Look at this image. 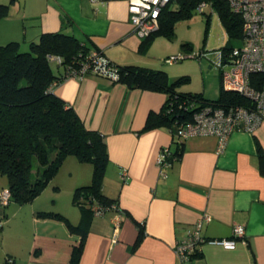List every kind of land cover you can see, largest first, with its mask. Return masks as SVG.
Here are the masks:
<instances>
[{"label":"crops","instance_id":"1","mask_svg":"<svg viewBox=\"0 0 264 264\" xmlns=\"http://www.w3.org/2000/svg\"><path fill=\"white\" fill-rule=\"evenodd\" d=\"M128 2L0 0L9 5L0 20V44L19 42L25 50L42 34L63 33L120 66L166 70L145 53L156 42L145 44L134 33ZM56 71L64 74L65 68L57 65ZM54 94L73 108L87 129L104 136L109 162L103 193L120 211L91 215L84 238L64 221L39 215L54 211L73 225L82 222L74 193L91 183L93 166L67 156L59 169L69 171L67 180L54 182L63 191L53 193L55 207L40 202L41 195L31 204L5 210L0 264H72L80 244L75 264H180L175 248L198 223L206 242L185 264H264V124L254 132H234L224 148L215 136L187 138L179 156L161 168V151L176 150L172 129L144 127L151 112L163 109L165 93L88 75L64 78ZM116 216L118 231L112 224ZM235 226H243L245 236L237 238L234 250L209 242L232 238Z\"/></svg>","mask_w":264,"mask_h":264},{"label":"trees","instance_id":"2","mask_svg":"<svg viewBox=\"0 0 264 264\" xmlns=\"http://www.w3.org/2000/svg\"><path fill=\"white\" fill-rule=\"evenodd\" d=\"M204 1L211 2L213 9L221 13L231 39H240L242 19L231 11L227 0H177L178 8L165 9L160 29L143 43L149 44L157 36L173 38L175 23L196 12ZM8 9L9 5L0 3V20L7 15ZM92 51L76 37L63 33L42 34L25 50L19 42L0 44V176L8 179L10 203L24 205L34 201L55 178L64 159L75 156L80 162L93 166L91 183L77 188L74 193L73 201L82 211V222L73 225L54 211L39 215L64 221L71 231L80 233L83 238L87 218L93 216L91 204L94 200L107 206L115 202L103 193L109 162L107 144L101 133L87 129L73 108L54 94V84L66 78L70 71L79 69ZM52 58L60 59L57 65L65 68L64 74L52 69L51 62H56ZM111 63L119 69L120 78L116 83L167 95L163 109L148 115L144 130L167 126L174 133L177 122L183 116L190 117L183 115L187 100L190 108L191 103L195 104L194 108L203 103L249 105L243 97L226 92L222 83L218 99L210 100L200 93L179 90L178 86L189 79L188 76L171 81L163 70ZM173 143L176 150L171 151V157H177L183 142L174 139ZM261 158L264 165V158ZM4 209H1L0 220L5 216ZM142 233L138 239L142 238ZM82 248L83 244L75 247L72 264L79 261Z\"/></svg>","mask_w":264,"mask_h":264},{"label":"built area","instance_id":"3","mask_svg":"<svg viewBox=\"0 0 264 264\" xmlns=\"http://www.w3.org/2000/svg\"><path fill=\"white\" fill-rule=\"evenodd\" d=\"M177 0H129L128 12L130 23L134 33L140 40H145L160 29L162 12L167 8L176 6ZM231 11L242 19V37L234 40L236 44L219 51V71L221 83L226 92L235 93L247 101L249 105L223 106L216 103L199 105L192 108L185 102V112L175 127L173 136L179 142L185 139L211 135L219 139L220 146L224 148L231 135L236 131L254 132L264 124V0H227ZM212 8V3L201 2L196 11L205 13ZM186 54V55H185ZM185 57H193L191 53H182L177 56H169L165 63L175 64ZM200 57V55H194ZM60 63L59 58H52ZM88 75H95L116 82L120 78L119 69L99 51H92L79 69L69 72L67 77L74 76L83 79ZM57 83L54 84L56 86ZM190 110L189 112L187 110ZM174 157H171L169 148L163 149L158 157L159 167H168ZM165 175V174H164ZM11 192L6 189L0 193L1 209L10 204ZM92 213L94 216H103L111 209L119 210L113 203L109 206L94 200ZM120 211V210H119ZM206 219H209L206 217ZM114 229L120 227V216L112 219ZM201 224L198 223L189 230L186 238L176 246V254L180 264L190 262L193 254L201 243L206 242L202 236ZM243 226L233 228L232 238L210 240L212 244L221 245L227 250L236 248L237 238H244Z\"/></svg>","mask_w":264,"mask_h":264},{"label":"rangeland","instance_id":"4","mask_svg":"<svg viewBox=\"0 0 264 264\" xmlns=\"http://www.w3.org/2000/svg\"><path fill=\"white\" fill-rule=\"evenodd\" d=\"M175 8H178V3ZM174 32L175 36L173 38L164 35L162 37L157 36L152 40L156 43L151 41L153 44L150 42L151 46L149 45V50L145 53H148L150 58L156 60L160 65L163 64L166 69H163V71L173 81L182 77H189V79L178 86L179 90L200 93L210 100L218 99L221 90L218 54L223 48L236 44L226 30L221 13L212 8L207 9L203 14L194 11L189 17L175 23ZM171 50L177 51L170 55L167 54ZM182 53H191L193 57H185L180 62L172 65L165 63L169 56H177ZM194 55H200V57H194ZM51 67L56 71L57 63L52 61ZM64 172L59 171L55 178L47 184L38 196L42 195L40 202L55 207V205L53 206V201L56 199L53 193L63 191L56 188L54 182L59 184L60 180L63 182L67 180L65 176L69 171L65 169ZM7 188L8 179L5 175H1L0 193ZM10 207L19 208L17 203L11 202L4 210L8 211Z\"/></svg>","mask_w":264,"mask_h":264}]
</instances>
